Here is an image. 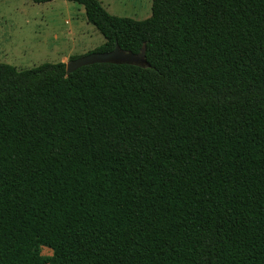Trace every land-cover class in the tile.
I'll use <instances>...</instances> for the list:
<instances>
[{
    "label": "trees",
    "instance_id": "16d2710c",
    "mask_svg": "<svg viewBox=\"0 0 264 264\" xmlns=\"http://www.w3.org/2000/svg\"><path fill=\"white\" fill-rule=\"evenodd\" d=\"M69 1L149 67L0 63V264H264V0Z\"/></svg>",
    "mask_w": 264,
    "mask_h": 264
},
{
    "label": "rangeland",
    "instance_id": "374dc122",
    "mask_svg": "<svg viewBox=\"0 0 264 264\" xmlns=\"http://www.w3.org/2000/svg\"><path fill=\"white\" fill-rule=\"evenodd\" d=\"M113 16L146 20L153 0H99ZM103 35L86 19L85 8L69 0L35 4L0 0V63L19 70L44 63H65L105 44ZM49 248L42 255L52 256Z\"/></svg>",
    "mask_w": 264,
    "mask_h": 264
},
{
    "label": "water",
    "instance_id": "95a60500",
    "mask_svg": "<svg viewBox=\"0 0 264 264\" xmlns=\"http://www.w3.org/2000/svg\"><path fill=\"white\" fill-rule=\"evenodd\" d=\"M94 64H115V65H132L137 67H149L146 60V48L141 53L134 54L125 52L117 46L113 51L106 53H90L86 56L70 60L66 64L67 73L71 74L76 70Z\"/></svg>",
    "mask_w": 264,
    "mask_h": 264
}]
</instances>
